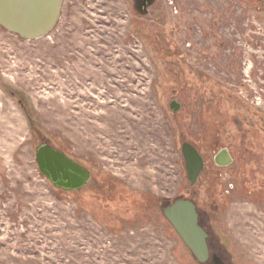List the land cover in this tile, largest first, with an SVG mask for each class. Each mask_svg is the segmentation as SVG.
I'll use <instances>...</instances> for the list:
<instances>
[{"label":"rangeland","instance_id":"obj_1","mask_svg":"<svg viewBox=\"0 0 264 264\" xmlns=\"http://www.w3.org/2000/svg\"><path fill=\"white\" fill-rule=\"evenodd\" d=\"M61 10L35 40L0 27V264H198L162 215L178 199L223 264H264V0ZM42 143L89 173L81 189L41 174Z\"/></svg>","mask_w":264,"mask_h":264},{"label":"water","instance_id":"obj_2","mask_svg":"<svg viewBox=\"0 0 264 264\" xmlns=\"http://www.w3.org/2000/svg\"><path fill=\"white\" fill-rule=\"evenodd\" d=\"M154 0H146L143 4L145 13ZM63 0H0V27L16 35L19 39L35 40L44 37L55 27L62 13ZM173 112L180 107L176 101L169 104ZM183 165L186 179L192 186L204 169L203 159L199 151L191 144L183 142L181 145ZM37 168L53 186L62 190H78L84 186L90 175L64 154L51 148L48 144L38 146L35 151ZM218 166L231 164V157L227 149L220 150L213 158ZM166 222L171 224L183 244L191 252L198 264L210 259L207 247L208 236L198 222L196 207L188 199H178L162 210ZM212 264H222L217 256L211 258Z\"/></svg>","mask_w":264,"mask_h":264},{"label":"flooded vegetation","instance_id":"obj_3","mask_svg":"<svg viewBox=\"0 0 264 264\" xmlns=\"http://www.w3.org/2000/svg\"><path fill=\"white\" fill-rule=\"evenodd\" d=\"M146 2V0H135V8L137 9V11L140 13V11H143L144 12V8H143V4ZM42 144H46V143H42ZM42 144H40V145H42ZM39 145V146H40ZM65 155V154H64ZM66 157H68V156H66ZM231 157V156H230ZM69 158V157H68ZM70 159V158H69ZM71 160V159H70ZM72 161V160H71ZM74 162V161H73ZM75 163V162H74ZM76 164V163H75ZM213 256H217L219 259H220V257L218 256V255H216L215 253H213V254H210V259L206 262V263H208V262H210V264H212V262H211V258L213 257ZM220 261H221V259H220ZM222 263V262H221ZM223 264V263H222Z\"/></svg>","mask_w":264,"mask_h":264},{"label":"trees","instance_id":"obj_4","mask_svg":"<svg viewBox=\"0 0 264 264\" xmlns=\"http://www.w3.org/2000/svg\"><path fill=\"white\" fill-rule=\"evenodd\" d=\"M167 207V206H166Z\"/></svg>","mask_w":264,"mask_h":264}]
</instances>
